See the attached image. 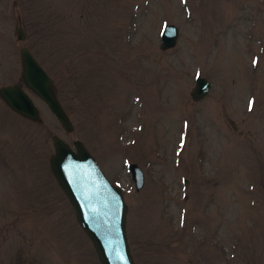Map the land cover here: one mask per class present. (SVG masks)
Returning a JSON list of instances; mask_svg holds the SVG:
<instances>
[{
	"label": "rangeland",
	"instance_id": "1",
	"mask_svg": "<svg viewBox=\"0 0 264 264\" xmlns=\"http://www.w3.org/2000/svg\"><path fill=\"white\" fill-rule=\"evenodd\" d=\"M21 47L73 130L33 94L39 122L0 98V264H100L50 171L53 135L122 188L135 264H264V0H0V86L20 82ZM197 75L211 89L193 101Z\"/></svg>",
	"mask_w": 264,
	"mask_h": 264
},
{
	"label": "water",
	"instance_id": "2",
	"mask_svg": "<svg viewBox=\"0 0 264 264\" xmlns=\"http://www.w3.org/2000/svg\"><path fill=\"white\" fill-rule=\"evenodd\" d=\"M179 30L174 24L163 25L159 48H173ZM16 38L24 40L21 26ZM21 62L20 82L1 85L0 98L16 114L34 122L41 114L32 96L40 99L56 117L66 132L73 124L63 108L52 78L26 47L19 49ZM211 83L197 75L189 95L200 101L210 92ZM54 152L49 157V167L59 187L69 201L76 220L91 241L100 264H135L126 234L127 204L123 190L113 184L99 167L82 141L69 144L57 135L51 137ZM127 169L136 191L144 184V172L136 163ZM186 182V181H185Z\"/></svg>",
	"mask_w": 264,
	"mask_h": 264
}]
</instances>
